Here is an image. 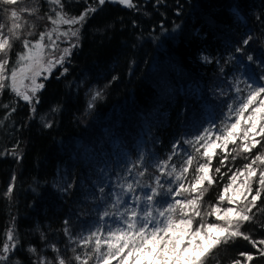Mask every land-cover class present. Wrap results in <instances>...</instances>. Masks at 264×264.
I'll return each instance as SVG.
<instances>
[{"label":"trees","instance_id":"trees-1","mask_svg":"<svg viewBox=\"0 0 264 264\" xmlns=\"http://www.w3.org/2000/svg\"><path fill=\"white\" fill-rule=\"evenodd\" d=\"M61 3L69 17L89 6L98 10L79 24L71 55L41 82L44 88L36 93L40 102L29 104L9 88L0 92V248L9 229L16 243L9 253L11 260L0 264H32L37 256L53 264L56 257L80 264L75 256L83 259L94 247V239L82 243L90 231L100 227L106 234L109 226L119 222L118 217L101 218L104 211L131 208L135 194L149 191L142 186L154 183L159 175L155 164L172 153L173 144L179 142L183 149L178 148L172 160L179 166L194 151L184 140L210 126L215 131L221 121L229 120L227 105L246 95L247 83L264 84L260 79L264 0H132L133 7L112 0L103 6L95 0ZM29 4L39 8L34 21L47 17L45 0L35 5L31 0L0 5L5 32L12 23L10 10ZM25 13L20 14L22 19L27 18ZM20 32L21 40L13 41L9 53V74L11 68L20 67L22 39L34 42L26 37L25 28ZM249 36V43L243 45ZM237 47L243 52H236ZM96 92L100 96L93 99ZM89 102L93 107H88ZM46 123L52 126L45 127ZM216 152L221 155L214 156L210 166L216 183L205 193L204 207L217 201L230 173L248 162L244 155L233 160L235 153H231L221 166L223 153ZM145 164L148 171L141 177L138 171ZM217 167L221 173H215ZM191 175L192 169L189 179ZM168 179L162 177V182ZM58 180L65 181L67 191L55 187ZM10 183L14 190L9 198L4 192ZM128 183L135 194L125 191ZM143 206L142 198L139 207ZM253 213V220L241 230L258 241L264 239V192ZM101 250L106 251V246ZM241 252L253 255L247 264H264V257L242 238L222 245L206 264L243 262ZM89 264H96V259Z\"/></svg>","mask_w":264,"mask_h":264},{"label":"snow or ice","instance_id":"snow-or-ice-1","mask_svg":"<svg viewBox=\"0 0 264 264\" xmlns=\"http://www.w3.org/2000/svg\"><path fill=\"white\" fill-rule=\"evenodd\" d=\"M22 0H0V5H18ZM38 0H31L33 5L37 4ZM52 4L58 5L61 11L53 10L55 18L48 16L53 25H79L82 24L90 13H95L97 7H87L78 16L69 17L63 12L64 5L61 0H50ZM107 0H95L98 6H103ZM114 3H119L127 7H133L132 0H112ZM5 11H9L5 9ZM28 13L34 16L39 12V8L21 7L19 11L16 8L10 10L11 26L5 32V25L0 23V91L9 88L15 95L29 104H38L40 101L36 97L38 90L44 88V84H37L35 78H32V85L28 90H21L18 86V75L22 80L26 72L35 71L36 75L41 74V71H48L55 67L56 64H62L66 56L71 55L68 48L63 50V53L53 60L47 61V67L42 63L39 53L33 56V49H42L44 45L42 41L47 36L51 39V32H41L39 39L35 44L31 45L27 39H22V44L28 53H19L17 63L29 61L26 65L13 67L8 70L9 53L13 48L14 40H21V32L28 21L24 24L19 23L21 13ZM43 18V17H40ZM56 29H53L55 31ZM71 36L78 37L79 28L72 30L69 28ZM69 32L62 35H69ZM31 31L28 35H31ZM251 37L243 40V45H247ZM72 47H76L75 44ZM236 52H243L242 47H237ZM249 61L253 60L251 55L247 56ZM67 71V69H65ZM116 77H113V80ZM264 80V75L260 77ZM8 82V83H6ZM247 94L242 98L234 99V104H228L229 120L221 121V126L216 127L213 131V126L204 128L198 132L193 138L183 141L194 150L186 154V158L182 159L179 166L173 163V156L178 154L177 149L180 148L179 142L173 144L172 153L165 159L156 162L155 167L159 171V175L155 176L153 184H146L142 187L149 189L146 193L135 194V189L132 183H128L126 192L133 193L136 196L134 205L129 208L125 207L123 212L104 211L102 217H118L119 222L115 227H108L106 236L104 231L97 227L94 231H90L89 235L82 240L84 245L91 244L95 241L94 247L90 252L85 253L84 258L80 255L75 256V260L80 264H89V260L95 258L96 264H206V261L211 257L216 250L222 245L227 246L236 238H242L248 241L253 248H256L259 255L264 257V239L254 240L249 234L241 230L245 222H250L254 218L253 209L257 208V201L261 199V194L264 192V84L255 85L247 83ZM242 90L236 88V92ZM100 96V92H96L93 99ZM235 105V106H234ZM89 108L93 104L89 102ZM56 109H53L55 111ZM15 111V108L12 109ZM32 112H36L35 106L32 107ZM247 114V115H246ZM235 119L231 120L230 117ZM230 121V122H229ZM45 127H51L50 123H46ZM214 137V139H213ZM239 141V143H238ZM219 142V143H218ZM229 144L233 145L229 149ZM203 149V151H201ZM216 149H221L223 153L219 160L221 166H225V162L229 159L231 153L232 159H236L238 155H244L248 161L242 169H237L228 177L230 183L226 184L223 191L218 195L215 203L209 204L206 210L204 208V195L208 188L216 183L214 176L211 174V162L214 156H219ZM256 149L257 151H253ZM12 155L16 156L15 150ZM143 158L141 157V162ZM192 169V175L189 179L188 173ZM148 171L145 164L143 170L138 171L139 176H144ZM215 173H221V168H215ZM231 171V169H229ZM129 174L131 170L129 169ZM226 175V173L222 174ZM162 177H168L166 184L162 182ZM243 177L242 181L237 185V181ZM15 176L12 181H15ZM173 181L177 182L173 188ZM187 181V186L185 184ZM139 186V182H136ZM258 185L253 187V184ZM235 188V195L229 196V189ZM71 187V185H68ZM123 189V186H121ZM14 190V183H10L4 192V196L11 197ZM67 191V189H63ZM254 193V194H253ZM183 196V199L177 197ZM249 196L251 199L249 200ZM242 197V199H240ZM143 198L144 206L139 207V202ZM119 201V197H117ZM227 202L226 207H221L224 202ZM120 203H124L120 201ZM154 205H159L154 207ZM113 208L116 204L112 205ZM252 213V215H250ZM215 216L217 222H206L205 217ZM199 218V219H197ZM195 220V227H194ZM67 224V221H65ZM121 223L124 225L121 227ZM68 230L65 229L67 234ZM43 238V234H42ZM13 232L11 229L7 232V242H4L0 248V262L11 260L9 255L16 249ZM11 242V243H9ZM102 246H106V251H102ZM55 249V246H52ZM29 251L33 254L37 253L35 248H30ZM241 257H245L247 262L253 260V255L247 252L239 253ZM56 264H68L64 257H56ZM18 264V262H17ZM32 264H53L52 261H46L44 257L37 256V260ZM232 264H242L240 259H235Z\"/></svg>","mask_w":264,"mask_h":264},{"label":"rangeland","instance_id":"rangeland-1","mask_svg":"<svg viewBox=\"0 0 264 264\" xmlns=\"http://www.w3.org/2000/svg\"><path fill=\"white\" fill-rule=\"evenodd\" d=\"M45 1H46V5H47L48 15L51 16L50 14H52V15L54 14V16H52V17L55 18V13L53 10L54 9L56 11H61V10L59 9L58 5L52 4L50 2V0H45ZM28 7H31L30 4L28 5ZM23 14L24 13H22V15ZM25 14L27 15V18L22 19V15H21V20L19 21V23L24 24L25 20L28 21L27 25H25L22 29H24V28L26 29V31H27L26 37L34 39V42L30 43V48H31V45L35 44L36 40L39 39V34L41 32H45V33L51 32V39H49L46 36L45 39L42 41V44L44 45V47L42 49H39V50L33 49L32 53H31L33 56H35L37 53H39V57L41 58V61H42V63H44L45 67H47V61L50 59L53 60V63H55V58L59 57L63 53V50L65 48L70 49L71 52L73 51L74 47H72V45L77 44L78 37L71 36V34L69 32V28L71 27L72 30H75L76 28H78L79 25H72V26L64 25V24L53 25L51 20L47 19V17H43V18L39 17L37 19V21H34L33 16H30L28 13H25ZM36 25H37V27H36ZM53 29H56V30L53 31ZM29 31H31V33H32L31 35H28ZM65 32H69V35H67V36L62 35V33H65ZM36 37H38V38L36 39ZM28 51H29L28 49L24 48V53H28ZM68 56H66L65 59ZM28 63H29V61H27V60L22 61V62H20V66L26 65ZM61 65L62 64H56L55 67L50 68V70H48V71H41V74H39V75H36L35 71L26 72L25 73L26 78H24L22 80L19 78V75H18V86L21 88L22 91L28 90L31 87H33L32 82H31L33 77L35 78L36 83L40 84L49 74H51L52 71L57 70L58 66H61ZM6 83H8V82H6ZM12 94L15 95V93H13V92H12ZM246 94H247V92H246ZM234 119H235V117L233 116V120ZM213 139H214V137H213ZM238 143H239V141H238ZM229 146H230V144H229ZM233 172H231L229 176H231ZM242 179H243V177H241L237 181V185L242 181ZM228 182L230 183L229 179H228ZM64 186H65V181H62V180H58L55 184V187L59 188L60 192H64L63 191ZM235 188H236V186L234 185L233 189H229V192H228L229 196L235 195ZM240 199H242V197ZM250 199H251V197L249 196V200ZM226 206H228V205H227V202L225 201L221 205V207L223 208ZM206 209H207V206L204 207L202 210H206ZM205 220H206V222L222 223L220 221H216L215 216H210V217L206 216ZM194 227H195V225H194ZM105 236H106V234H105ZM261 247H264V246H261ZM247 263L248 262L246 261V258L243 257L242 264H247Z\"/></svg>","mask_w":264,"mask_h":264},{"label":"water","instance_id":"water-1","mask_svg":"<svg viewBox=\"0 0 264 264\" xmlns=\"http://www.w3.org/2000/svg\"><path fill=\"white\" fill-rule=\"evenodd\" d=\"M123 7H126L125 5H123Z\"/></svg>","mask_w":264,"mask_h":264}]
</instances>
